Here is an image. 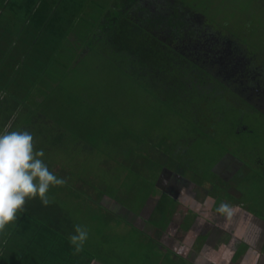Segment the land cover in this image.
<instances>
[{
	"label": "rangeland",
	"instance_id": "obj_1",
	"mask_svg": "<svg viewBox=\"0 0 264 264\" xmlns=\"http://www.w3.org/2000/svg\"><path fill=\"white\" fill-rule=\"evenodd\" d=\"M72 1L71 12L64 13L63 18H73V25L95 22L90 19L94 1L84 5L82 13L77 10L78 1ZM177 1L201 17L207 28L219 32L224 41L235 43L228 34L238 37V43L246 49H241L246 61V53L256 55L259 63L264 61V56L257 53L264 49L263 0ZM99 4L107 8L108 3ZM85 42L90 52L77 62L61 52L46 69L40 60L42 66L37 62L36 68L30 67L36 82L28 83L27 95L23 88L28 85H13L14 101L28 108V113L22 116L26 121L20 117L9 131H29L35 150H44L42 159L49 170L67 180L66 185L49 189L50 204L57 207L52 213L62 214V227L67 232L62 231V235L66 238L74 234L77 224L88 230L83 250L94 258L91 264H187L168 249L163 250L155 239L167 224L171 209L185 212L186 217L183 207L162 192L160 171L165 167L178 165L185 171L188 164V176L194 174L200 185L211 182L216 194L223 176L219 163L228 152L234 154L238 161L256 170L236 182H241L238 186L244 187L257 214L264 215V118L245 111L242 123L246 131L238 135L230 126L239 117L235 110L217 122L211 121L206 112L202 123L210 136L202 134L188 115H179L159 102L147 92L145 84L130 80ZM184 145L190 146L186 152L189 163L185 154L181 158L176 153ZM150 201L158 207L151 211L150 219L147 214L144 220L149 219L157 229L154 237L144 235L142 228L131 222ZM17 223L7 227L9 232Z\"/></svg>",
	"mask_w": 264,
	"mask_h": 264
},
{
	"label": "trees",
	"instance_id": "obj_2",
	"mask_svg": "<svg viewBox=\"0 0 264 264\" xmlns=\"http://www.w3.org/2000/svg\"><path fill=\"white\" fill-rule=\"evenodd\" d=\"M105 2L108 3L107 8L94 5L98 7H94L90 19L94 18L95 22H89L86 24L88 26L81 24L79 31L78 25L76 34L67 38V42L64 43L63 35L53 34L49 41L51 51L45 55H50L51 61H57L61 56L59 53L64 52L70 60L77 62L82 55L90 52L86 47L87 41L130 80L145 84L147 92L159 102L170 106L179 115H188L196 129L210 136L200 128L203 120H206V112L211 121H221L227 112L234 110L230 102L239 97L227 87H219L198 63L166 47L161 39L166 37L169 41L187 45L192 38L193 46H203L207 41V48L210 46L209 34L214 30L203 32L202 28L199 29L201 17L191 14L177 0ZM228 38L235 40L232 45L237 49H245L238 43V37L228 34ZM246 80L244 85H250V79ZM28 209L30 213L26 212ZM56 210L53 204L44 206L40 200H28L25 211L19 214V226L16 225L10 232L6 228L4 233H0V264H91L94 258L85 250L75 253L69 239L63 236L64 220L60 212L52 213Z\"/></svg>",
	"mask_w": 264,
	"mask_h": 264
},
{
	"label": "crops",
	"instance_id": "obj_3",
	"mask_svg": "<svg viewBox=\"0 0 264 264\" xmlns=\"http://www.w3.org/2000/svg\"><path fill=\"white\" fill-rule=\"evenodd\" d=\"M77 1L82 13L84 5L106 0ZM72 4V0H0V132L28 113V108L14 101L13 85L36 82L29 68H36L37 62L41 65L39 60L45 69L50 67L52 57L45 53L51 51L53 34L63 35L65 43L76 34L78 25L81 30L80 24L73 25V18H63ZM72 25L74 29L69 31ZM23 90L27 95L29 85ZM194 184L189 192L160 184L162 192L183 207L186 217L185 212L171 209L158 245L187 264H264V215L257 214L248 202V193L241 189L234 203L219 204L210 199L206 183ZM150 225L146 220L139 229L151 235L157 229Z\"/></svg>",
	"mask_w": 264,
	"mask_h": 264
},
{
	"label": "flooded vegetation",
	"instance_id": "obj_4",
	"mask_svg": "<svg viewBox=\"0 0 264 264\" xmlns=\"http://www.w3.org/2000/svg\"><path fill=\"white\" fill-rule=\"evenodd\" d=\"M198 23H200L199 29L202 28L203 32H207V30L211 31V29L203 27L204 24L201 22ZM209 36L210 38L208 42H210V46L207 48H205L207 41L203 46H193L191 43L192 38L187 41V45L184 43L180 45L172 40L169 41L166 37H163L161 41L163 45L177 51L178 54L182 55L187 60L198 63L202 70H206L208 74L212 76L210 79L216 80L215 83L218 84V86L222 85L224 88L227 87L230 92L239 97L238 100L230 102L234 107L233 109L239 114L238 119L231 123L230 126H234L237 129L236 134L240 135L241 131H246V128L242 123V116L245 111L256 112L259 116L264 118V61L259 63L258 60L255 59L256 55L249 56V54H247L248 57L245 56L247 61L244 60V54L243 56L241 54L242 50H239L231 43L224 41L223 38H221L220 33L217 31L209 34ZM213 42L215 44H213ZM211 47L215 48V50H211ZM257 53H261V55L264 56V49L260 50V52L257 51ZM246 79H250V85H244L245 82H247ZM208 89L210 90V87H208ZM236 89H238V91H236ZM200 128L205 132L208 131L203 125H201ZM189 147V145H184L183 147H178L176 150L177 156H180L181 158H184L181 154H185L184 156L189 159V161L187 160L188 163L191 161V158L186 154ZM170 156L173 158L174 153L170 154ZM237 158V156L228 152V154L220 161L219 167L221 173L223 172L222 183H220L221 187L219 188L220 192L215 194L212 183H206V189L211 192L208 193L210 199L219 204L234 203L236 201V192H239L244 188L243 186H238L241 182H236V180L244 179V177H247V175L245 176L246 173L254 174L256 171L251 167L249 168L242 163V161H238ZM183 168L175 165L172 169L167 167L162 169L160 171V176L163 177L161 185L168 184L167 187L171 189L176 186V188H182V191L185 190L186 192L193 189V186H196L194 183L195 180L197 181V178L194 174L188 176V164L185 166V171L182 170ZM166 180L167 184L165 183ZM205 192H207V190H205ZM225 194L230 198H225ZM168 196L171 197L170 195ZM155 207L158 206L149 203L138 216H135V218L132 219L131 222H133V225L139 229V227H141V222H146L144 218L147 214L149 219L151 218V211L154 210ZM152 227L155 228L153 225H150L149 228L151 229ZM149 236L154 237V232ZM161 237L162 235H156L155 239H161Z\"/></svg>",
	"mask_w": 264,
	"mask_h": 264
},
{
	"label": "clouds",
	"instance_id": "obj_5",
	"mask_svg": "<svg viewBox=\"0 0 264 264\" xmlns=\"http://www.w3.org/2000/svg\"><path fill=\"white\" fill-rule=\"evenodd\" d=\"M10 128L11 122L0 132V233L18 221L28 200L38 198L48 206L52 202L48 196L50 187L67 184L65 178L49 170L42 159L44 150H35L29 131H9ZM68 239L74 252L79 253L88 239V230L77 224Z\"/></svg>",
	"mask_w": 264,
	"mask_h": 264
},
{
	"label": "water",
	"instance_id": "obj_6",
	"mask_svg": "<svg viewBox=\"0 0 264 264\" xmlns=\"http://www.w3.org/2000/svg\"><path fill=\"white\" fill-rule=\"evenodd\" d=\"M92 263V262H91Z\"/></svg>",
	"mask_w": 264,
	"mask_h": 264
}]
</instances>
